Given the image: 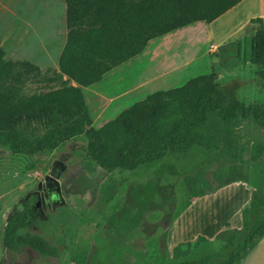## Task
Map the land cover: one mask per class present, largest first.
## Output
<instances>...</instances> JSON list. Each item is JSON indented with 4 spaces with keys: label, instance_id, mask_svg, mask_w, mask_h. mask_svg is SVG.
<instances>
[{
    "label": "rangeland",
    "instance_id": "1",
    "mask_svg": "<svg viewBox=\"0 0 264 264\" xmlns=\"http://www.w3.org/2000/svg\"><path fill=\"white\" fill-rule=\"evenodd\" d=\"M251 1L213 22L152 39L142 53L85 87L96 125L112 109L122 111L200 74L215 73L228 95L264 107V66L251 62V16L257 13ZM47 70L25 73V93L57 87L46 80L53 74ZM216 124L238 149L196 146L113 172L88 156L84 135L31 155L0 143V264H181L216 252L224 244L216 235L225 223L241 226V207L254 190L264 193V154L242 163L251 144L264 142V128L252 119ZM234 164L243 165L246 180L230 173ZM50 177L59 180L60 191ZM31 194L40 201L38 223L19 235L34 245L8 251L6 223Z\"/></svg>",
    "mask_w": 264,
    "mask_h": 264
},
{
    "label": "trees",
    "instance_id": "2",
    "mask_svg": "<svg viewBox=\"0 0 264 264\" xmlns=\"http://www.w3.org/2000/svg\"><path fill=\"white\" fill-rule=\"evenodd\" d=\"M241 1L66 0L68 35L59 60L60 71H46L53 73L46 80L57 83L56 88L25 93V73L42 69L28 61L7 59L0 47V143L14 153L31 155L54 150L84 135L88 156L106 172L118 168L135 170L161 160L170 151L187 154L196 146L238 149L220 134L216 123L252 119L264 128V107L228 95L215 73L200 74L182 85L156 90L99 128L93 126L83 88L142 53L152 39L198 21L213 22ZM255 21L261 18L252 19ZM251 62L264 66L263 26H258L252 36ZM250 149L249 159H242V163L260 159L264 142L253 143ZM242 167L234 164L230 173L246 180ZM241 216V228L227 223L217 233L216 238L224 244L216 252L181 264H240L264 237L261 190L252 192ZM37 223L36 195L31 194L23 200L22 208L10 215L3 235L4 247L20 252L34 245L19 234Z\"/></svg>",
    "mask_w": 264,
    "mask_h": 264
},
{
    "label": "crops",
    "instance_id": "3",
    "mask_svg": "<svg viewBox=\"0 0 264 264\" xmlns=\"http://www.w3.org/2000/svg\"><path fill=\"white\" fill-rule=\"evenodd\" d=\"M252 4L256 5L257 13L251 16V21L261 18L260 22H253L255 32L258 26L264 27V0H252ZM66 10V0H0V47L4 48L6 58L28 61L42 70L52 68L60 71L59 60L68 35ZM71 84L76 85L74 81ZM113 110L106 116L102 115L98 126L92 117L93 126L99 128L121 112L120 109ZM240 264H264V237Z\"/></svg>",
    "mask_w": 264,
    "mask_h": 264
},
{
    "label": "water",
    "instance_id": "4",
    "mask_svg": "<svg viewBox=\"0 0 264 264\" xmlns=\"http://www.w3.org/2000/svg\"><path fill=\"white\" fill-rule=\"evenodd\" d=\"M50 179L55 181V183L58 185V191H60V187H59L60 182H59V180L54 178V177H50Z\"/></svg>",
    "mask_w": 264,
    "mask_h": 264
},
{
    "label": "flooded vegetation",
    "instance_id": "5",
    "mask_svg": "<svg viewBox=\"0 0 264 264\" xmlns=\"http://www.w3.org/2000/svg\"><path fill=\"white\" fill-rule=\"evenodd\" d=\"M51 181H53V180H51ZM53 182H55V181H53ZM42 198H43V195H42ZM43 200H44V198H43ZM39 205H40V201H36V207H38Z\"/></svg>",
    "mask_w": 264,
    "mask_h": 264
}]
</instances>
